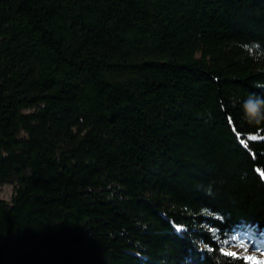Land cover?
Returning a JSON list of instances; mask_svg holds the SVG:
<instances>
[{"label":"trees","instance_id":"16d2710c","mask_svg":"<svg viewBox=\"0 0 264 264\" xmlns=\"http://www.w3.org/2000/svg\"><path fill=\"white\" fill-rule=\"evenodd\" d=\"M3 182L0 264H244L264 0H0Z\"/></svg>","mask_w":264,"mask_h":264},{"label":"rangeland","instance_id":"374dc122","mask_svg":"<svg viewBox=\"0 0 264 264\" xmlns=\"http://www.w3.org/2000/svg\"><path fill=\"white\" fill-rule=\"evenodd\" d=\"M13 193L14 183H0V198L9 201ZM241 244L246 246V250L240 247ZM223 250L227 253H235L239 257H250L255 261L264 262V238L256 236L250 230L231 236Z\"/></svg>","mask_w":264,"mask_h":264},{"label":"snow or ice","instance_id":"6c2138e0","mask_svg":"<svg viewBox=\"0 0 264 264\" xmlns=\"http://www.w3.org/2000/svg\"><path fill=\"white\" fill-rule=\"evenodd\" d=\"M177 230L179 231V229H177ZM240 247L245 248V250H246V246L244 244H241ZM224 255H231L234 258L242 259L244 261V264H264V262L255 261L254 258H250V257H239L235 253H224Z\"/></svg>","mask_w":264,"mask_h":264}]
</instances>
